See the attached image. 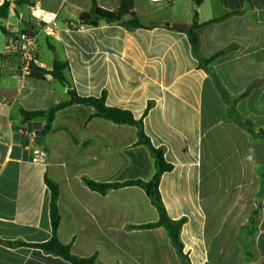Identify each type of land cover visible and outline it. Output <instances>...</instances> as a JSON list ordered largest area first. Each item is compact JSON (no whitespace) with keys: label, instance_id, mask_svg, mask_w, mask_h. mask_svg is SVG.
<instances>
[{"label":"crops","instance_id":"obj_1","mask_svg":"<svg viewBox=\"0 0 264 264\" xmlns=\"http://www.w3.org/2000/svg\"><path fill=\"white\" fill-rule=\"evenodd\" d=\"M92 4L12 2L0 18L8 31L0 30V264H71L34 246L52 236L45 177L59 187L58 238L73 255H96L100 264H183L164 227L138 228L159 220L142 188L102 194L84 182L153 178L155 161L136 126L73 104L35 143L20 134L25 126L40 133L48 118L24 121L23 110L46 111L69 99L51 74L56 60L67 64L64 75L80 97H103L108 107L129 111L163 150L172 169L160 194L169 217L185 220L180 238L190 264H264V0H203L198 23L215 22L198 30L196 49L188 32L194 0H134L145 28L132 30L81 22ZM35 10L55 17L49 29L33 18ZM21 32L36 36L40 61L25 76ZM36 147L46 150L43 161L34 160ZM14 242L25 245L8 244Z\"/></svg>","mask_w":264,"mask_h":264},{"label":"trees","instance_id":"obj_2","mask_svg":"<svg viewBox=\"0 0 264 264\" xmlns=\"http://www.w3.org/2000/svg\"><path fill=\"white\" fill-rule=\"evenodd\" d=\"M14 2L16 5L30 4L33 5L35 0H17L11 1L6 0L2 5H0V18L6 19L9 14L11 3ZM203 0H194V19L193 24L189 28V37L194 49L199 46V34L198 30L204 25L215 22V20L209 21L203 25L198 23V12L197 8L202 4ZM106 21L107 23H119L128 29H138L145 28V26L140 22L136 12L134 11V0H120V6L115 10H106L101 8L97 0H93L92 8L88 12H84L80 16V21L83 23L91 24L97 26L100 21ZM0 30L3 33L8 31L0 25ZM218 55V54H217ZM217 55L212 56L209 59H205V63L212 62ZM67 64L59 60L55 61L54 68L51 71V74L56 78L60 83L65 86L68 90L69 99L68 101L61 102L54 107L46 111H22V116L24 121H31L35 118L48 116L47 123L40 130L38 135L45 136L52 128L55 115L59 110H62L73 104H84L96 109V116L104 118L106 120L113 121L118 124H130L138 128V137L139 143L144 144L150 151L152 157L155 161L156 171L153 178L149 181H126L123 183H113V184H101L97 183L90 179H84L86 185L94 191L100 192L102 194L107 193L111 189H118L126 186H138L142 188L147 196L150 198L152 204L158 211L159 220L156 223L146 224L139 226L141 229H151L156 227H164L168 233V236L176 248L180 259L183 264H190L189 257L184 253V245L181 241L180 234L182 226L185 222L184 219L173 220L169 217L167 210L165 208L164 202L160 194V182L164 173L172 169V165L169 164L165 157L163 150L156 148L150 141V138L144 132V127L142 121H137L129 111H124L117 108L108 107L105 104L104 98H85L80 97L74 89H72L70 82L64 75V70H66ZM224 96H227L226 92L222 89ZM247 129L252 132V123L249 121L245 124ZM253 134V133H252ZM260 138L264 139L263 131L258 133ZM45 182L50 189L51 198H50V217H51V226H52V236L51 238L41 244H35L34 246L44 250L45 252L58 255L71 264H100L98 262L97 256L93 255L88 258L77 257L72 254L71 248L69 245L63 244L58 238V228L60 225V212L58 209V198H59V187L57 184L53 183L47 177H45ZM10 246H20L25 245L22 242L8 243Z\"/></svg>","mask_w":264,"mask_h":264},{"label":"built area","instance_id":"obj_3","mask_svg":"<svg viewBox=\"0 0 264 264\" xmlns=\"http://www.w3.org/2000/svg\"><path fill=\"white\" fill-rule=\"evenodd\" d=\"M32 16L33 18L37 19L40 24H43L45 29H49L50 25L54 23L55 19V17L50 13L42 14L36 10L32 12ZM18 43L22 59L20 72L23 76L29 75L34 67L40 65L36 36L28 32H21L18 34ZM20 131L22 132L20 134L25 136L30 144L35 143L39 136L36 130L30 128L28 129L27 126H25L23 129H20ZM46 157L47 152L45 149L41 147L35 148L33 156L35 161H43Z\"/></svg>","mask_w":264,"mask_h":264}]
</instances>
